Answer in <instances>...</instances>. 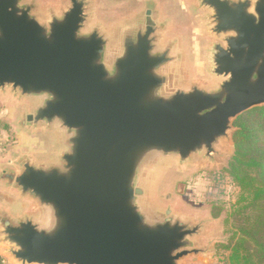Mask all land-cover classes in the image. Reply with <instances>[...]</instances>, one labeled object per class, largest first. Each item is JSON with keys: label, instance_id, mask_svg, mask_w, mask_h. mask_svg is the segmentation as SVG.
<instances>
[{"label": "water", "instance_id": "1", "mask_svg": "<svg viewBox=\"0 0 264 264\" xmlns=\"http://www.w3.org/2000/svg\"><path fill=\"white\" fill-rule=\"evenodd\" d=\"M195 1L211 41L205 79L191 78L158 0L113 29L96 20L97 0H0V93L26 105L21 127L61 140L55 160L23 155L0 171L32 207L13 217L0 206L13 264H186L208 253V220L150 196L170 161H214L236 120L264 106V0Z\"/></svg>", "mask_w": 264, "mask_h": 264}, {"label": "rangeland", "instance_id": "2", "mask_svg": "<svg viewBox=\"0 0 264 264\" xmlns=\"http://www.w3.org/2000/svg\"><path fill=\"white\" fill-rule=\"evenodd\" d=\"M143 0H100L97 7V21L106 29H113L124 17L140 7ZM162 15L172 21L169 36L183 38L184 51L190 68L191 78L207 77L210 45L199 30L202 26L200 12H194L195 0H158ZM26 106V105H25ZM10 95L0 93V171L14 169V163L23 155L37 157L38 160L53 161L61 149L57 134L33 131L21 127L20 123L28 109ZM235 153L234 141L220 148L214 161L196 159L180 168L170 161L153 187L150 201L157 209L171 206L186 218L208 220V227L200 240L202 246L209 248L206 255L191 256L186 264H228V252L222 245L228 243L233 228L231 213L240 199V189L229 176L227 169ZM170 194L171 198L165 197ZM162 195V200L158 199ZM22 203L26 209L23 214L13 206ZM0 206L13 217H19L32 210L30 203L22 201L0 184ZM214 212L220 215L214 217ZM0 255L4 264H13L5 249L0 245Z\"/></svg>", "mask_w": 264, "mask_h": 264}, {"label": "trees", "instance_id": "3", "mask_svg": "<svg viewBox=\"0 0 264 264\" xmlns=\"http://www.w3.org/2000/svg\"><path fill=\"white\" fill-rule=\"evenodd\" d=\"M234 127L235 153L227 172L240 189V199L231 213V236L222 248L228 264H264V106L241 115Z\"/></svg>", "mask_w": 264, "mask_h": 264}, {"label": "clouds", "instance_id": "4", "mask_svg": "<svg viewBox=\"0 0 264 264\" xmlns=\"http://www.w3.org/2000/svg\"><path fill=\"white\" fill-rule=\"evenodd\" d=\"M229 77H225V79H228ZM14 210L17 212H20L21 214H23V212L26 211L25 208H23L22 203H17L16 205L13 206Z\"/></svg>", "mask_w": 264, "mask_h": 264}, {"label": "crops", "instance_id": "5", "mask_svg": "<svg viewBox=\"0 0 264 264\" xmlns=\"http://www.w3.org/2000/svg\"><path fill=\"white\" fill-rule=\"evenodd\" d=\"M97 1H98V3H99L100 0H97Z\"/></svg>", "mask_w": 264, "mask_h": 264}]
</instances>
